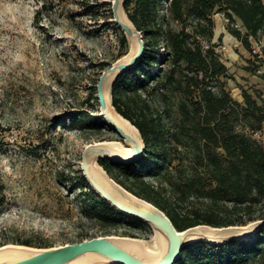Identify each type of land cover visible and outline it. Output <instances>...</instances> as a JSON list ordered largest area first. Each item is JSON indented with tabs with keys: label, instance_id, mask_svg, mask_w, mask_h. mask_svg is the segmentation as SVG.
I'll return each mask as SVG.
<instances>
[{
	"label": "rangeland",
	"instance_id": "1",
	"mask_svg": "<svg viewBox=\"0 0 264 264\" xmlns=\"http://www.w3.org/2000/svg\"><path fill=\"white\" fill-rule=\"evenodd\" d=\"M112 1L0 0V245L31 240L34 247H47L41 244L74 243L83 231L102 235L110 230L142 238L158 251L156 232L148 223L125 217L123 224L104 228L83 213V206L92 204L77 180L85 146L101 140L127 146L101 114L97 91L103 67L127 49ZM191 1L184 0L186 10ZM128 7L135 12L134 3ZM153 15L151 26L142 31L154 41L143 71L134 72L148 76L150 92L142 96L163 130L179 132L184 120L179 106L186 95L178 82L188 69L179 68L177 83L160 82V75L171 69L163 35L168 29L180 31L183 23L172 13L170 0H159ZM215 15L213 40L200 33L195 16L187 15L185 23L204 49L217 44L229 66L227 75L211 77L212 88L219 92L225 85L241 101L243 89L264 96V63L253 53L254 42L250 48L241 41L238 45L225 13ZM237 24L246 31L240 20L233 26ZM157 31L162 38L151 39ZM116 96L126 99L122 93ZM90 120L98 126H85ZM238 128L264 142V134L258 136L243 120Z\"/></svg>",
	"mask_w": 264,
	"mask_h": 264
},
{
	"label": "trees",
	"instance_id": "2",
	"mask_svg": "<svg viewBox=\"0 0 264 264\" xmlns=\"http://www.w3.org/2000/svg\"><path fill=\"white\" fill-rule=\"evenodd\" d=\"M158 1H125L128 15L141 31L154 21L153 10ZM133 3L135 12L131 13L128 6ZM170 9L183 28L168 29L163 35L169 48L167 59L171 69L160 75V82L166 79L177 83L179 68L188 69L185 80L178 82L186 95L179 106L184 117L181 131L165 132L143 99V93L150 92L149 78L134 70L143 71L141 67L154 41H149L144 34L145 53L136 67L119 77L113 97L118 110L140 128L146 143L145 155L133 163L109 159L100 163L128 190L164 210L179 230L202 223L227 226L264 218V142L238 128L243 120L254 133L264 134V96L243 89L244 101H241L225 85L216 92L210 79L227 75L229 66L220 58L217 44L212 42L204 49L201 42L192 40L185 25L187 15L195 16L202 26L200 33L213 40L214 15L221 10L230 20V32L250 48L251 37L259 38L264 32V0H192L187 10L184 0H170ZM237 20L246 31L233 26ZM151 37L160 39L162 34L153 32ZM123 40L127 49L120 57L130 49L126 35ZM111 65L103 67L102 72ZM119 93L126 99L117 97ZM84 120L86 117L80 119L81 125ZM90 121L85 126H98L97 122ZM116 168L119 173L115 172ZM77 180L83 195L92 203L83 206L86 217L95 219L104 228L123 224L125 217L145 223L123 214L106 201L83 171ZM108 234L114 233L102 232V235ZM96 236L100 235H91L87 230L79 233L76 241ZM23 243L32 245L31 240ZM41 246L54 245L43 242ZM259 261H264V228L247 240L221 243L200 240L189 244L176 264H255Z\"/></svg>",
	"mask_w": 264,
	"mask_h": 264
},
{
	"label": "water",
	"instance_id": "3",
	"mask_svg": "<svg viewBox=\"0 0 264 264\" xmlns=\"http://www.w3.org/2000/svg\"><path fill=\"white\" fill-rule=\"evenodd\" d=\"M125 1L113 0L112 9L114 21L125 32L130 49L102 72L97 91L101 114L127 146L120 141L89 143L82 152L81 167L89 183L106 201L155 230L158 251L142 238L108 234L49 247L7 243L0 246V264H176L189 244L200 240L212 243L247 240L264 228V218H260L247 224L214 226L202 223L179 230L164 210L128 190L100 163L104 159L133 163L146 152L140 128L118 110L113 97L115 83L127 70L139 64L146 46L145 35L128 15ZM134 241H138L140 247L133 245Z\"/></svg>",
	"mask_w": 264,
	"mask_h": 264
},
{
	"label": "built area",
	"instance_id": "4",
	"mask_svg": "<svg viewBox=\"0 0 264 264\" xmlns=\"http://www.w3.org/2000/svg\"><path fill=\"white\" fill-rule=\"evenodd\" d=\"M227 20H229L228 18H226ZM239 26V24H237V27ZM251 40H254V45H252L253 48V53L259 58V59H264V42L259 39V38H254L251 37ZM258 136L261 135L260 132L256 133Z\"/></svg>",
	"mask_w": 264,
	"mask_h": 264
},
{
	"label": "crops",
	"instance_id": "5",
	"mask_svg": "<svg viewBox=\"0 0 264 264\" xmlns=\"http://www.w3.org/2000/svg\"><path fill=\"white\" fill-rule=\"evenodd\" d=\"M214 18H215L216 23H217V22H218L217 15H214ZM220 32H221V30H220ZM222 32H223V31H222ZM261 35H262V36H261ZM233 37L236 39L237 44L240 45V44H241L240 40L237 39L235 36H233ZM259 39H261V40L264 42V32L260 34ZM252 42H254V40H252Z\"/></svg>",
	"mask_w": 264,
	"mask_h": 264
},
{
	"label": "bare ground",
	"instance_id": "6",
	"mask_svg": "<svg viewBox=\"0 0 264 264\" xmlns=\"http://www.w3.org/2000/svg\"><path fill=\"white\" fill-rule=\"evenodd\" d=\"M111 140V139H110ZM115 144L117 145V146H120V147H122V145L120 144V143H117V142H115ZM126 148V147H125ZM133 245H138L139 247H140V243L137 241H134V244ZM148 245H150V244H148Z\"/></svg>",
	"mask_w": 264,
	"mask_h": 264
}]
</instances>
